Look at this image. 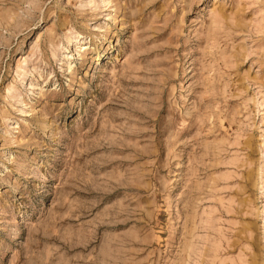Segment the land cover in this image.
<instances>
[{"label": "rangeland", "instance_id": "obj_1", "mask_svg": "<svg viewBox=\"0 0 264 264\" xmlns=\"http://www.w3.org/2000/svg\"><path fill=\"white\" fill-rule=\"evenodd\" d=\"M0 264H264V0H0Z\"/></svg>", "mask_w": 264, "mask_h": 264}, {"label": "bare ground", "instance_id": "obj_2", "mask_svg": "<svg viewBox=\"0 0 264 264\" xmlns=\"http://www.w3.org/2000/svg\"><path fill=\"white\" fill-rule=\"evenodd\" d=\"M76 40V37H71L70 39H69V44H72L74 41ZM87 49V47H83V50L85 51ZM62 56H63V60H65V56H66V54L65 53H63L62 54ZM68 56V55H67ZM68 58V57H67ZM25 74V73H24ZM261 186V185H260Z\"/></svg>", "mask_w": 264, "mask_h": 264}]
</instances>
